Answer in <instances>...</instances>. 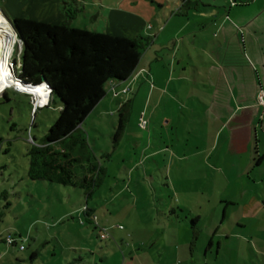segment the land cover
<instances>
[{"label": "crops", "instance_id": "0c3cea01", "mask_svg": "<svg viewBox=\"0 0 264 264\" xmlns=\"http://www.w3.org/2000/svg\"><path fill=\"white\" fill-rule=\"evenodd\" d=\"M178 1L174 9L164 0V54L149 55L147 50L126 81L106 85L105 95L88 114L106 111L111 118L118 101L131 100L134 114H129L111 156L99 162L104 167L100 186L108 176L115 148L125 149L116 155L121 156L128 177H117L124 184L110 200L124 192L133 196L129 182L145 180L140 178L139 165L146 159L158 163L164 155L166 173L168 159L171 163L176 159L178 185H173L169 169L166 181L172 187L171 196L176 194V207L145 202L142 207H151L153 223L146 237L126 221L125 214L123 228H110L112 247L121 249L122 264H132L127 257L140 259L145 244L161 252L164 264H264V106L257 101L260 88L264 90V0ZM50 4L40 17L49 18L47 22L60 14ZM112 10L118 13L113 17L115 30L123 22L125 28L135 25L133 36L140 35L141 29L135 28L140 15ZM127 16L132 17L129 23H125ZM57 17L52 20L59 22ZM116 120L110 124L115 126ZM173 121L182 131L174 148L164 140L153 144L149 133L139 153L142 137L128 135L132 127L145 131ZM146 149L151 150L146 153ZM143 169L150 172L146 166ZM149 176L147 182L154 191ZM87 206L95 215L92 202ZM117 221L110 224H120ZM86 224L97 228L91 221Z\"/></svg>", "mask_w": 264, "mask_h": 264}, {"label": "rangeland", "instance_id": "374dc122", "mask_svg": "<svg viewBox=\"0 0 264 264\" xmlns=\"http://www.w3.org/2000/svg\"><path fill=\"white\" fill-rule=\"evenodd\" d=\"M167 1L175 9L178 0ZM50 2L54 8L58 7L60 14L58 17L52 16L49 22H54V17H57L58 21L63 20L62 7L66 6L69 11L74 8L78 10L76 15L69 19L70 26L91 31L112 32L126 37H135L131 34V29L135 25L125 28L122 22L120 30H115L113 17L118 13L112 9L138 14L142 20L137 19L135 28L141 29L140 35L151 38L150 44L142 50L140 59L147 50L149 55L164 54V46L161 47L164 44V0H0V13L10 19L15 15L48 21L49 18L40 17H43L45 10L51 6ZM130 19L127 16L125 23H129ZM20 47V43L16 40L8 61L15 75L19 69ZM34 101L33 95L13 86L0 92V264H122L121 249L115 250L112 247L114 239L110 237L111 226L119 228L118 226L121 225L123 228V219L127 215L126 221L132 222L131 225L138 234L146 237V231L153 223L150 221L151 207H142L145 202H164L169 208L176 207V194L173 192L174 197H172L170 191L172 187L169 186V189L166 186L168 169L169 177L174 181L173 185L176 187L178 185L176 159L172 161L173 163L168 159L170 167L166 168L167 173L164 168V155L158 157V163L152 158L146 159L139 165L140 178L145 180H140L141 184L140 181L135 182V179L129 182L133 196L131 197L129 192H124L119 194L120 199L110 200L114 193L122 188L123 181L128 177L124 172L121 156L116 155L124 152L125 149L116 147L113 160L110 161L108 176L92 197L87 199V202H92L95 207V217H98L99 221L98 223L94 217L97 225L94 229L84 220L83 205L86 198L83 188L33 180L27 175L28 149L42 141L61 109L59 99L52 100L46 105L48 100L45 106L37 109L33 105ZM133 114L131 112L130 116ZM109 116L106 111L101 115L96 113L87 115L76 134L80 133L85 139L87 137L86 146L89 152L86 156L94 157L95 163L98 161L105 163L107 158L105 154L113 150L111 133L115 126L110 124V120L117 119V111H114L111 118ZM144 127L145 125L142 128ZM189 130L191 131L190 128ZM149 133V141L151 140L153 144L164 140L166 145L173 148L177 145V135L182 136V131H177L174 121L168 126L156 125L145 131L132 127L128 135L143 139L139 140V153L144 151V148H141L145 146ZM183 134L188 135L185 131ZM191 134L189 133L190 137ZM125 142H129V136ZM150 150L145 151L147 153ZM117 158L120 161H117ZM145 166L150 172L144 171ZM147 176L155 186L154 191L148 185ZM117 177H122L124 180L119 181ZM169 185L172 183L170 182ZM181 195V201H184L185 194ZM129 199L131 202H128ZM123 205L129 209V212L131 210L133 215L127 214V209L124 208L119 211ZM111 220H118L120 224L111 225ZM102 228H106L108 232V237L105 239L95 234ZM8 237L14 239L12 244L7 243ZM20 245L23 248H20ZM145 245L141 249L146 251L141 253L140 259L127 257V260L132 264H164L163 255L159 254L161 252L156 247ZM148 250H150L149 254Z\"/></svg>", "mask_w": 264, "mask_h": 264}, {"label": "trees", "instance_id": "16d2710c", "mask_svg": "<svg viewBox=\"0 0 264 264\" xmlns=\"http://www.w3.org/2000/svg\"><path fill=\"white\" fill-rule=\"evenodd\" d=\"M62 8L64 18L59 22L27 16L10 19L21 39L17 76L31 84L45 80L50 88L46 105L55 99L61 102L59 115L42 141L27 151V175L33 180L83 188L86 198L84 220L96 226L87 199L98 188L104 167L100 161L95 163L94 157L86 156L89 152L87 140L80 133L76 134L81 122L105 95L106 85L126 81L132 75L151 38L72 27L69 19L78 10ZM118 104L117 120L111 133L113 147L124 133L131 100L118 101ZM105 155L109 157L110 152Z\"/></svg>", "mask_w": 264, "mask_h": 264}, {"label": "bare ground", "instance_id": "6f19581e", "mask_svg": "<svg viewBox=\"0 0 264 264\" xmlns=\"http://www.w3.org/2000/svg\"><path fill=\"white\" fill-rule=\"evenodd\" d=\"M16 44L14 30L5 16L0 13V92L7 87H15L31 94L35 98L37 105H44L49 100V90L42 82L35 86H28L20 82L13 74L12 67L8 64L9 57L13 52Z\"/></svg>", "mask_w": 264, "mask_h": 264}, {"label": "built area", "instance_id": "2783aa9c", "mask_svg": "<svg viewBox=\"0 0 264 264\" xmlns=\"http://www.w3.org/2000/svg\"><path fill=\"white\" fill-rule=\"evenodd\" d=\"M180 1H183V0H180ZM21 48V47H20ZM112 89H113V86H112ZM123 91H126V88L123 89ZM257 101L260 105H264V90L262 88H260L259 92H258V95H257ZM33 105L34 107H42L43 105H37L35 103V101L33 102ZM145 125V121L144 120H141L140 121V126H144ZM119 228H121L122 226L119 225L118 226ZM99 236L103 239L107 238L108 237V232H107V229L106 228H102L100 233H99ZM7 243L8 244H12L14 242V239H12L11 237H8L6 239ZM20 248H23L22 245H20Z\"/></svg>", "mask_w": 264, "mask_h": 264}, {"label": "water", "instance_id": "95a60500", "mask_svg": "<svg viewBox=\"0 0 264 264\" xmlns=\"http://www.w3.org/2000/svg\"><path fill=\"white\" fill-rule=\"evenodd\" d=\"M4 16H5V18L8 20V22L10 23L12 29L14 30L16 40L20 43V46H21V39L18 37V33H17V30H16L15 26L13 25L12 21L10 20V18H8L5 14H4ZM15 76H16V78H17L20 82L24 83L25 85H28V86H35V85H37V84H31V83L24 82V81H22L17 75H15ZM42 82L45 84V87L49 90V93H50V88L48 87L47 82H46L45 80H43ZM42 82H41V83H42Z\"/></svg>", "mask_w": 264, "mask_h": 264}]
</instances>
